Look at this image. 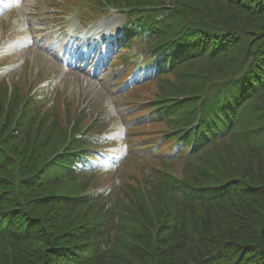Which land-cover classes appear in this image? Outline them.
Wrapping results in <instances>:
<instances>
[{"label":"trees","instance_id":"trees-1","mask_svg":"<svg viewBox=\"0 0 264 264\" xmlns=\"http://www.w3.org/2000/svg\"><path fill=\"white\" fill-rule=\"evenodd\" d=\"M107 1L176 58L157 96L191 151L109 200L91 143L59 153L63 119L0 85V264H264V0Z\"/></svg>","mask_w":264,"mask_h":264},{"label":"rangeland","instance_id":"rangeland-1","mask_svg":"<svg viewBox=\"0 0 264 264\" xmlns=\"http://www.w3.org/2000/svg\"><path fill=\"white\" fill-rule=\"evenodd\" d=\"M78 7H81V4L76 0H37L35 2L25 0L19 4L20 9H17V14L14 13L9 17L1 16L0 38L3 37L4 39L7 35H15L18 40L12 44L6 56L0 57V76H3L8 81H12L13 84L17 82L22 86L23 91H26L25 87L27 86L39 98H44L43 94L47 93V99L49 98L47 103L49 105L52 104L50 101L56 95L53 92L59 89L66 99L71 100V106L74 108H85V112H83L84 116L93 117V115L100 113L98 118L104 117L106 119L107 117L112 119L111 125L108 127L111 130L105 132L107 129L104 127L100 135L102 137H109L110 140L103 144L108 149L103 153V157L105 158L104 163H101L103 171L100 174L98 173V186L109 190L113 186L119 185L120 175L126 169V165L128 168L126 169L127 175L124 180H131L133 177L141 178L143 176L141 167L137 163L134 164V161L124 160L119 165L120 158L124 152L123 144L125 141L123 138L126 126L128 125L126 123L128 121L127 117L131 119V124L136 122L134 120L135 117H131V114L126 112L125 108L118 107L122 104L125 107V102L132 105L135 101L141 102L142 100L150 99L151 97L148 92L152 91L153 85L152 83H144V85L128 93L127 96L116 98L121 89H123L118 84L116 72L124 65L122 58L129 56V49L124 51V48H122L119 51V47L115 46L113 50L116 52L114 54L116 57L109 70L103 71L97 77L91 76L90 69L92 65L85 70L68 68L61 61V55H59V58H56L51 53L43 50L46 44L49 45L58 39L57 37L54 39L43 38V33L49 34L57 29L60 22L61 24L62 22L64 23L63 32L79 29ZM52 12H55V16L51 15ZM24 13L35 16L30 17L29 15L25 19ZM6 18H9L8 26H4ZM52 19L57 20L53 27H51L50 23ZM123 19L124 17L121 13L110 11L96 17L92 21L91 26L99 27L105 32L111 31L114 33L120 29ZM32 26L35 28L42 27L45 30L43 33L34 32ZM52 48L56 49L60 48V46L56 43L52 45ZM139 104L141 106V103ZM121 112L123 114L125 112L126 114L128 113L126 115V122L122 120L123 114H120ZM160 125L164 126L163 123H160ZM144 129L147 131L146 126ZM115 166H118V169Z\"/></svg>","mask_w":264,"mask_h":264},{"label":"bare ground","instance_id":"bare-ground-1","mask_svg":"<svg viewBox=\"0 0 264 264\" xmlns=\"http://www.w3.org/2000/svg\"><path fill=\"white\" fill-rule=\"evenodd\" d=\"M78 61V59L76 60V62ZM87 63H88V60H86V62H85V64L87 65Z\"/></svg>","mask_w":264,"mask_h":264}]
</instances>
